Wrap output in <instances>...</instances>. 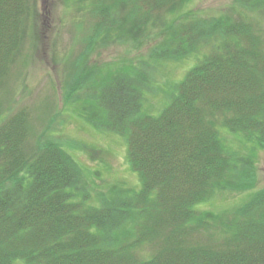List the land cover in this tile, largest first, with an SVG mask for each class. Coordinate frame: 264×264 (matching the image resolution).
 <instances>
[{
	"label": "trees",
	"instance_id": "trees-1",
	"mask_svg": "<svg viewBox=\"0 0 264 264\" xmlns=\"http://www.w3.org/2000/svg\"><path fill=\"white\" fill-rule=\"evenodd\" d=\"M89 1L69 91L97 77L98 68L80 75L88 54L118 39L157 36L154 60L196 62L156 115L142 111L147 74L135 65L118 67L133 73L104 77L92 95L105 113L91 110L86 121L125 138L138 189L111 185L94 195L61 143L28 145L24 108H0V264H264V189L254 188L253 170L264 149V39L246 18L264 0H234L244 20L189 16L191 0ZM29 12V0H0V85ZM221 131L246 144L244 157ZM217 192L250 196L231 212L197 208Z\"/></svg>",
	"mask_w": 264,
	"mask_h": 264
},
{
	"label": "rangeland",
	"instance_id": "rangeland-1",
	"mask_svg": "<svg viewBox=\"0 0 264 264\" xmlns=\"http://www.w3.org/2000/svg\"><path fill=\"white\" fill-rule=\"evenodd\" d=\"M88 1L29 0L30 12L18 56L10 63L8 74L0 85V108L7 115L24 108L29 115L28 145L34 146L37 138L61 143L82 168V181L86 186L94 187V190L91 189L94 195L111 185L138 189L137 174L130 170L126 161L125 138L97 130L86 121L85 117L92 114L91 110L98 115V119L105 113V108L92 95L96 91L98 95L102 92L103 87L99 86L104 77L109 75L110 79L123 74V78L133 73V70L122 73L118 67L126 69L135 65L147 74L145 89H142V111L156 115L169 102L175 93L174 86L183 80L196 58L192 55L181 61L154 60L151 52L153 44L159 40L157 36L139 45L130 40L118 39L88 54L80 75L98 68L97 77H93L91 82L83 81L76 91H69L71 75L75 70L72 65L84 51L83 28L87 27L89 20L84 22V26L78 23L86 19V12L92 2ZM184 5L183 12H189V16L201 20L230 14L235 19L244 20L241 10L232 9L237 8L234 0H191ZM247 16L264 39V10H252ZM171 20L175 22L174 17ZM114 71L117 72L111 74ZM88 73L87 79L91 80L92 74ZM88 97L92 98L85 99ZM220 137L226 140L237 156H245L248 148L239 137L223 131ZM253 170L254 188L256 191L264 189V149L255 153ZM249 194L217 192L197 208L214 213L231 212L242 205ZM15 264L23 263L16 261Z\"/></svg>",
	"mask_w": 264,
	"mask_h": 264
}]
</instances>
